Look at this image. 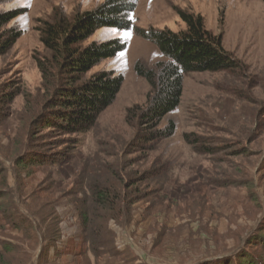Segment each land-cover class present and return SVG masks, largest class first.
Instances as JSON below:
<instances>
[{
    "label": "rangeland",
    "instance_id": "obj_1",
    "mask_svg": "<svg viewBox=\"0 0 264 264\" xmlns=\"http://www.w3.org/2000/svg\"><path fill=\"white\" fill-rule=\"evenodd\" d=\"M105 1L0 0V12L22 11L6 27L20 38L0 58V88L29 96L28 102L15 100L10 118L2 120L0 109V182H6L0 187V264H92L83 254L73 201L86 196L93 181L121 192L116 178L133 182L125 193L147 197L117 222L95 219L105 229L101 239L115 241L121 252L117 260L101 256L106 263L134 264L135 256L136 264H264V4L128 0L135 5L128 18L144 32L178 34L186 28L180 12L201 16L244 67L236 74L185 75L178 106L157 127L173 123V135L151 142L153 131L127 122L130 110L147 106L152 91L134 67L154 69L167 60L131 31L99 29L85 45L118 40L126 49L87 76H122L121 90L90 132L60 136L36 123L42 93L33 58L43 52L37 29L54 11L71 17ZM37 153L47 156L43 164L14 163L16 156L25 161ZM46 212H55L54 218Z\"/></svg>",
    "mask_w": 264,
    "mask_h": 264
},
{
    "label": "trees",
    "instance_id": "obj_2",
    "mask_svg": "<svg viewBox=\"0 0 264 264\" xmlns=\"http://www.w3.org/2000/svg\"><path fill=\"white\" fill-rule=\"evenodd\" d=\"M261 1L264 4V0ZM134 10L135 5L128 0H106L91 11L76 13L71 17L54 11L51 20L41 22L37 31L43 52L33 58L40 74L42 93L35 102V108L38 109L36 123L60 136H77L90 132L102 113L113 104L121 90L123 77L114 76L112 72L107 71L87 76L103 60L113 58L126 49V45L118 40L84 44L102 28L131 31L152 43L167 60L166 63L157 64L154 69L147 70L139 63L134 67L135 74L143 78L152 91L147 98V106L130 110L127 122L130 126L137 125L153 131L147 135L150 136L151 142L173 135V123H169L163 130H158L157 127L159 122L178 106L185 75L222 72L236 74L243 69V64L223 49L220 39L205 29L201 16L180 12L179 17L186 28L178 34L170 31L144 32L134 27L128 18ZM21 12H0V58L4 57L20 38V32L6 27L19 17ZM20 96L24 97L26 102L29 101V96L20 90L4 91L0 88L2 120L12 116V106ZM184 138L189 143L187 136ZM31 139L30 135L28 143ZM27 146L29 148L31 145ZM194 152L201 153L196 148ZM46 160V155L37 153L25 160L26 162L23 155L16 156L14 163L17 167L22 164L35 167ZM116 181L121 192L117 187L93 181L87 187L88 194L81 196V200L73 201L83 232V254L91 256L94 260L103 255L112 257L119 254L115 241L101 239L105 229L96 227L95 219L107 222L111 219L117 222L126 215L129 208L147 197L146 194L134 197L133 193L124 192L133 182L122 184L118 178ZM0 187H6L5 179L1 180ZM2 195L0 190V198ZM72 196L70 195L71 198ZM99 211L105 215L99 216ZM54 216L55 212H46V217ZM58 232L59 229L55 234ZM217 263L215 261L211 264Z\"/></svg>",
    "mask_w": 264,
    "mask_h": 264
},
{
    "label": "crops",
    "instance_id": "obj_3",
    "mask_svg": "<svg viewBox=\"0 0 264 264\" xmlns=\"http://www.w3.org/2000/svg\"><path fill=\"white\" fill-rule=\"evenodd\" d=\"M154 206V205H153ZM118 253H121V252H118ZM110 257V256H109ZM112 258H114L115 260H117V257H114V256H112V257H110L109 259H112ZM133 259H134V264H136L137 263V259H136V257L135 256H133ZM106 259L104 258V259H101V258H98L97 260H94V259H91V262H92V264H112L111 263V260H109L110 262H107L106 263V261H105ZM102 261V262H101ZM124 263V262H123Z\"/></svg>",
    "mask_w": 264,
    "mask_h": 264
}]
</instances>
